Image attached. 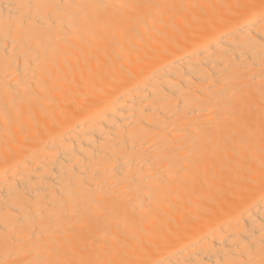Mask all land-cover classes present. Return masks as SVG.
Returning <instances> with one entry per match:
<instances>
[{
  "label": "bare ground",
  "instance_id": "obj_1",
  "mask_svg": "<svg viewBox=\"0 0 264 264\" xmlns=\"http://www.w3.org/2000/svg\"><path fill=\"white\" fill-rule=\"evenodd\" d=\"M0 264H264V0H0Z\"/></svg>",
  "mask_w": 264,
  "mask_h": 264
}]
</instances>
